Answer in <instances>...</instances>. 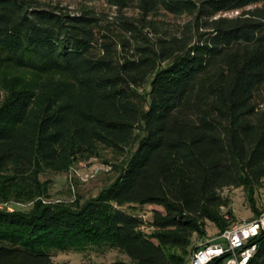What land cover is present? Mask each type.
Listing matches in <instances>:
<instances>
[{
	"label": "trees",
	"instance_id": "16d2710c",
	"mask_svg": "<svg viewBox=\"0 0 264 264\" xmlns=\"http://www.w3.org/2000/svg\"><path fill=\"white\" fill-rule=\"evenodd\" d=\"M139 1L146 14L192 20L151 43L126 18L117 25L133 40L94 12L0 0V72L69 80L11 91L0 105V204H32L0 209V264L107 249L129 258L115 264H189L209 224L222 234L238 222L226 188L243 187L263 213L264 0ZM102 150L130 153L110 186L81 206L43 203L41 175ZM146 206L160 208L149 221ZM257 243L249 264H264V233Z\"/></svg>",
	"mask_w": 264,
	"mask_h": 264
},
{
	"label": "rangeland",
	"instance_id": "374dc122",
	"mask_svg": "<svg viewBox=\"0 0 264 264\" xmlns=\"http://www.w3.org/2000/svg\"><path fill=\"white\" fill-rule=\"evenodd\" d=\"M45 5L63 8L73 13L85 11L98 14L106 25L113 23V31H120L126 37L131 35L126 33L117 23L126 18L133 21L140 31L142 37L154 43L160 37L166 35L181 36L185 27L192 20L190 16H175L164 10L146 14L140 8V1L133 0L127 7L121 9L110 4V0H39ZM254 7H248L247 10ZM242 11L221 12L219 17L233 18L241 14ZM165 66V65H163ZM62 81L68 83L67 77L60 74L39 75L37 73L18 69L11 65H6L0 72V105L8 97L11 91L25 87L38 86L43 82ZM150 87L146 86L145 91ZM130 157L127 151L124 155H118L109 150H102L98 156L78 157L71 167L58 173L51 169L41 175V180L46 183L47 195L43 197V203L55 204L65 203L67 205H83L92 198L97 197L105 188L110 186L119 176L122 167ZM255 201L258 211H264V183L262 187L256 189ZM224 195L231 201V208L238 222L252 221L259 216L250 208L246 199L247 194L243 187L226 188ZM10 210H29L31 203H8ZM160 209L156 206H146L140 209V214L145 220L152 219V211ZM226 212L227 208L222 207ZM220 236L218 229L213 225L208 226V236L206 239L197 241V245L206 241H211ZM119 262H129V258L118 250L107 249L102 252L88 251L86 253L66 252L57 253L52 264H115Z\"/></svg>",
	"mask_w": 264,
	"mask_h": 264
},
{
	"label": "built area",
	"instance_id": "2783aa9c",
	"mask_svg": "<svg viewBox=\"0 0 264 264\" xmlns=\"http://www.w3.org/2000/svg\"><path fill=\"white\" fill-rule=\"evenodd\" d=\"M8 207L0 204V209ZM264 233V211L252 221L234 223L216 239L198 245L189 264H249Z\"/></svg>",
	"mask_w": 264,
	"mask_h": 264
}]
</instances>
